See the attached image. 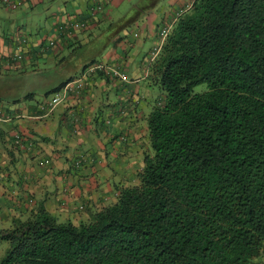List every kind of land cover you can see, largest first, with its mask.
<instances>
[{
    "label": "trees",
    "instance_id": "1",
    "mask_svg": "<svg viewBox=\"0 0 264 264\" xmlns=\"http://www.w3.org/2000/svg\"><path fill=\"white\" fill-rule=\"evenodd\" d=\"M164 2L138 0L118 30ZM171 19L148 59L160 96L147 116L137 184L85 223L62 222L44 207L14 220L0 230L8 245L0 264H261L264 0H189ZM62 31V40L73 38ZM42 45L46 52L57 43Z\"/></svg>",
    "mask_w": 264,
    "mask_h": 264
},
{
    "label": "crops",
    "instance_id": "2",
    "mask_svg": "<svg viewBox=\"0 0 264 264\" xmlns=\"http://www.w3.org/2000/svg\"><path fill=\"white\" fill-rule=\"evenodd\" d=\"M188 1L165 0L118 30L138 0H0V230L40 207L78 225L137 184L149 152L147 116L160 96L149 80V55L162 24ZM126 3L131 11L120 17ZM62 30L73 38L62 40ZM21 35L30 44L20 47ZM51 40L56 48L42 52ZM18 48L24 59L10 62ZM100 64L126 81L97 73ZM44 76L52 80L42 90L62 85L59 103L45 91L40 101L26 99ZM18 87L24 95L15 103ZM7 249L0 240V262Z\"/></svg>",
    "mask_w": 264,
    "mask_h": 264
},
{
    "label": "rangeland",
    "instance_id": "3",
    "mask_svg": "<svg viewBox=\"0 0 264 264\" xmlns=\"http://www.w3.org/2000/svg\"><path fill=\"white\" fill-rule=\"evenodd\" d=\"M184 3H180L179 4V7L180 6H182ZM131 6H132V4H128V3H126V4H124L123 6H122V8L119 10V12H118V14L120 15V17L121 16H124V15H126V14H128V13H130L129 11H131ZM172 13H173V11H172ZM113 15H115L114 13H112ZM172 16V15H171ZM170 16V17H171ZM37 21H40V19H38L37 18ZM45 21L47 22V18H44L43 20H42V24L44 25V23H45ZM168 25H170V24H168ZM30 29H31V31L33 30H35L34 29V27H35V25L34 24H32V26L30 25V26H28ZM132 30H134V28H131L130 29V31H132ZM31 31H29V32H31ZM159 31H162L161 29L159 30ZM161 43L162 42H159V45L157 46V47H159L160 45H161ZM150 49H151V47H149V46H147V48H146V53L148 54L149 52H150ZM51 80L52 79H49V78H47L46 76H44V77H42L40 80H39V82H37V92H36V100H42L43 98H42V93H40V91L42 90V89H44L45 87H46V85H48L50 82H51ZM206 90V86L205 85H202V86H199V87H197V88H195V92L196 93H200V92H203V91H205ZM24 93V90H23V88L20 90V92H19V90H18V95H17V97H19L20 95H24L23 94ZM160 92H159V90L157 91H154L153 92V94L155 95V96H157V94H159ZM12 99V98H11ZM13 100V99H12ZM5 105V104H4ZM56 218H59L60 219V216L58 215ZM24 220H26V219H24ZM85 222H87V221H83V223H85Z\"/></svg>",
    "mask_w": 264,
    "mask_h": 264
},
{
    "label": "built area",
    "instance_id": "4",
    "mask_svg": "<svg viewBox=\"0 0 264 264\" xmlns=\"http://www.w3.org/2000/svg\"><path fill=\"white\" fill-rule=\"evenodd\" d=\"M5 4H9L10 0H2ZM161 36L162 37H165L166 36V32L165 30H162L161 31ZM21 39V43H20V47H24V46H27L28 45V39L25 35H21L20 37ZM51 45H54L53 43H51ZM25 55L22 51L21 48H18L17 49V53L13 54V56L10 57V62H14V63H18V62H21L23 59H24ZM99 70L101 69H104L103 66L99 65L98 68ZM108 74L111 76V78L113 79H118V80H122V81H126L127 77L125 74L121 73L120 71L118 70H113L111 72H108ZM60 99H61V95L57 94L53 100V104H57L60 102ZM15 140H16V143L19 145L22 143V137L21 135H17L15 137Z\"/></svg>",
    "mask_w": 264,
    "mask_h": 264
}]
</instances>
